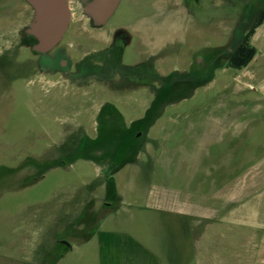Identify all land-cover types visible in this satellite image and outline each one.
Returning <instances> with one entry per match:
<instances>
[{"label": "rangeland", "instance_id": "rangeland-1", "mask_svg": "<svg viewBox=\"0 0 264 264\" xmlns=\"http://www.w3.org/2000/svg\"><path fill=\"white\" fill-rule=\"evenodd\" d=\"M119 2L101 26L72 10L57 47L71 70L106 65L120 36L125 76L42 72L21 38L30 7L0 0V264L52 262L100 226L178 243L174 216L146 206L157 195L209 205L196 262L264 264V0ZM246 6L259 24L231 57ZM78 249L63 264L91 258Z\"/></svg>", "mask_w": 264, "mask_h": 264}, {"label": "crops", "instance_id": "crops-1", "mask_svg": "<svg viewBox=\"0 0 264 264\" xmlns=\"http://www.w3.org/2000/svg\"><path fill=\"white\" fill-rule=\"evenodd\" d=\"M153 199L146 206L160 213L174 216L175 227L181 236L178 243L163 242L153 232L135 231L134 229H125V227L100 226L92 234L90 242L91 244L94 243L93 246H87L88 241L75 244L63 237L64 245L55 259L56 263L54 260L44 264H63L69 253L79 251V246L84 255L88 254L91 257L84 263L82 262L83 264H190L191 262L195 264L197 257L194 254V249L189 256L190 243L196 240L197 248L202 240L203 228L198 230L195 227L193 214L201 213V215L197 214L198 217H207L209 205L198 199L190 200L175 197L172 200L173 198H167L163 195H157ZM121 204H124L123 198H119L117 207ZM82 252L81 255H83ZM196 264L204 263L199 260Z\"/></svg>", "mask_w": 264, "mask_h": 264}, {"label": "flooded vegetation", "instance_id": "flooded-vegetation-1", "mask_svg": "<svg viewBox=\"0 0 264 264\" xmlns=\"http://www.w3.org/2000/svg\"><path fill=\"white\" fill-rule=\"evenodd\" d=\"M20 1L24 2L25 4H27L30 7V10H28V8H26L25 11H23L21 13V18L22 17L23 18L30 17L32 20L33 16H34L33 8L25 0H20ZM87 1H89V0H68V4H69L70 10H71V15H72L74 9L78 8L79 5H81L82 3H86ZM118 5H117V7H118ZM117 7H116V9H117ZM115 10H114V12H115ZM112 14H111V16H112ZM252 16H253L252 12L248 8V6H246L245 12L241 18V21L237 24V26L233 30L232 40H231L232 42H230L229 47H227V52H228L229 56L234 57L236 55L237 56L242 55V52L238 51V49L245 44L246 38H243L241 36L246 35L247 31L249 30L248 26H249V28H250V26L254 27V28H256L258 26V25H256L257 23H255V22L252 24V21H251ZM109 18H108V20H109ZM27 28H28L27 25L25 27H23V30H22L23 35L21 38L31 48L30 38L26 32ZM236 37H238V38L240 37V43L238 44V46L234 45V42L237 39ZM123 42L124 41H123L122 37L115 36V38H113L112 42L107 46V48L105 49L106 58H109L110 60L107 59L106 65H100V66L93 65V61L91 62V60H94V59L96 60V56H92V58H94V59L90 58V59H88V61H85V62L80 61L78 64H76V66L72 70L69 68L70 65H69L68 59L63 57V52H62L63 49L57 47V45H56L53 49H51L50 51H48L45 54L38 53L41 55L40 60H41V63L44 65V67L41 68V71L45 72L49 69L58 68V69H61L65 72H67L70 75H82V74L84 75L87 72H91L93 74L100 75L101 72L108 71V74H118V72H121L122 76H125L126 70H136V68H138V67L136 66L134 68H125L124 66H121L118 63V58L120 56V50L123 46ZM232 45H234L233 48H232ZM95 60H94V63H95ZM146 73L144 70L141 71L139 73L141 76L140 79H142V78L144 79V77L146 76ZM148 73H150L149 78L151 76L155 75L154 74L155 72H152V73L148 72ZM200 73H202V70H194V69L191 70L190 69V74L187 73L186 75H187V77H192V75H197ZM156 78L158 80H162V81H164V80H171L172 81V80H175L177 78V76L170 74V75L166 76L165 78H158L157 76H156ZM146 79H144V82L146 81ZM58 245L59 246L64 245V242L62 241V239L59 240Z\"/></svg>", "mask_w": 264, "mask_h": 264}, {"label": "water", "instance_id": "water-1", "mask_svg": "<svg viewBox=\"0 0 264 264\" xmlns=\"http://www.w3.org/2000/svg\"><path fill=\"white\" fill-rule=\"evenodd\" d=\"M33 8V19L26 32L31 49L45 54L53 49L68 29L71 10L68 0H25ZM119 0H89L83 11L92 23L101 26L116 9Z\"/></svg>", "mask_w": 264, "mask_h": 264}, {"label": "trees", "instance_id": "trees-1", "mask_svg": "<svg viewBox=\"0 0 264 264\" xmlns=\"http://www.w3.org/2000/svg\"><path fill=\"white\" fill-rule=\"evenodd\" d=\"M258 24H259V22H257L256 25H258ZM248 59H249V56H248L247 58L243 59V60H242V64L245 63Z\"/></svg>", "mask_w": 264, "mask_h": 264}]
</instances>
